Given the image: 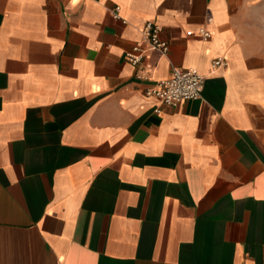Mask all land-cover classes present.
<instances>
[{"label": "crops", "instance_id": "crops-1", "mask_svg": "<svg viewBox=\"0 0 264 264\" xmlns=\"http://www.w3.org/2000/svg\"><path fill=\"white\" fill-rule=\"evenodd\" d=\"M0 264H264V0H0Z\"/></svg>", "mask_w": 264, "mask_h": 264}, {"label": "built area", "instance_id": "built-area-1", "mask_svg": "<svg viewBox=\"0 0 264 264\" xmlns=\"http://www.w3.org/2000/svg\"><path fill=\"white\" fill-rule=\"evenodd\" d=\"M118 8H116V11ZM118 17V15H115ZM142 40L135 43L131 49L124 54L125 61L133 67L142 65V73L138 78L149 79V72L152 66L147 63L151 52H168V43L160 38V28L152 22H146L140 30ZM191 32L187 34L190 35ZM199 36L207 40L209 32L204 29L198 31ZM224 64L223 58L213 60L212 66L218 67ZM204 79L193 69L175 68L168 79L155 81L154 85L145 90L144 95L155 97L162 104L177 106L181 102L193 101L200 98L203 90ZM159 113L158 110L155 111Z\"/></svg>", "mask_w": 264, "mask_h": 264}]
</instances>
